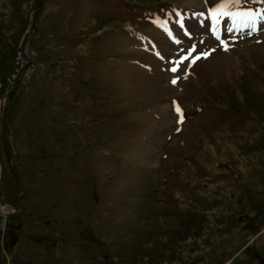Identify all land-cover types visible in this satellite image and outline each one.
<instances>
[{"label": "rangeland", "instance_id": "rangeland-1", "mask_svg": "<svg viewBox=\"0 0 264 264\" xmlns=\"http://www.w3.org/2000/svg\"><path fill=\"white\" fill-rule=\"evenodd\" d=\"M220 2L0 0V264H264V26L187 25Z\"/></svg>", "mask_w": 264, "mask_h": 264}, {"label": "snow or ice", "instance_id": "snow-or-ice-1", "mask_svg": "<svg viewBox=\"0 0 264 264\" xmlns=\"http://www.w3.org/2000/svg\"><path fill=\"white\" fill-rule=\"evenodd\" d=\"M249 0H221V2L215 7L209 9L208 17L211 20L212 32L217 40H220V35L217 31L218 26L223 18H227L230 21V26L227 28L229 33H244L247 30V34L251 35L261 30V27L264 26V8L260 9H245L243 5L248 3ZM252 3H264V0H251ZM177 16H180V13H177ZM158 26L162 27L163 30L172 37V33L168 30L166 24H159ZM181 27L183 24L181 23ZM187 34V33H186ZM174 39V38H173ZM174 42L179 43L178 40L174 39ZM225 50H227L228 45L221 41ZM195 49L193 48L192 51ZM191 55V51L188 55L181 58L180 61H177L176 64L183 63L184 60H188ZM206 56V54H205ZM201 59V56H196L193 58L189 64H194L196 60ZM178 69L174 66L171 71L176 72ZM177 81L173 80L172 83L175 84ZM176 112L178 116H181V110L179 106L176 107Z\"/></svg>", "mask_w": 264, "mask_h": 264}, {"label": "bare ground", "instance_id": "bare-ground-1", "mask_svg": "<svg viewBox=\"0 0 264 264\" xmlns=\"http://www.w3.org/2000/svg\"><path fill=\"white\" fill-rule=\"evenodd\" d=\"M193 10V9H192ZM196 13V11H193V14H192V16L194 15H196L195 14ZM206 22H208V24H209V27H208V30H211L212 29V25H211V20H210V18L208 17V18H206L205 17V19H201V17H196L195 19H193L192 21H188V23H187V25H194V27L195 28H198V29H200V27L202 26V25H206ZM177 23V22H176ZM159 24H164V22H161V21H159L158 23H157V25H159ZM222 26V25H221ZM230 26V25H229ZM228 26V27H229ZM227 27V28H228ZM158 28V30L161 28L160 26H158L157 27ZM169 28V27H168ZM163 29V28H162ZM224 30V28L221 30V33H222V31ZM227 30V29H226ZM207 32V31H206ZM211 33V32H210ZM225 33H229L228 31H225L224 30V34ZM156 33H154V35H155ZM157 34H158V32H157ZM163 35V34H162ZM213 35V34H212ZM134 36V35H133ZM159 36V35H158ZM158 38V37H157ZM181 38H183V37H181ZM197 38V37H196ZM203 38V37H202ZM138 38H135V40H137ZM204 39V38H203ZM158 40V39H157ZM156 40V41H157ZM201 40V39H200ZM214 40V39H213ZM141 42V41H140ZM165 48V47H164ZM150 59H149V58ZM147 57V55H145L144 56V59H145V61H147L148 62V64L150 65L149 67H152L154 64H155V62L153 61L154 59H152L150 56H148ZM224 57V56H223ZM207 59V58H206ZM196 63V62H195ZM200 63L201 62H199V63H197L196 64V67H201V68H199L198 69V72H199V75H205V76H207L208 77V75L209 74H211L212 72H215L216 74L217 73H219V72H224L223 70H219L220 68H221V65L223 64V63H225V61H223L222 63L221 62H219V61H212V60H208L205 64H203V65H200ZM199 64V65H198ZM157 65V64H156ZM148 69H151V68H148ZM195 70H196V68H194ZM154 70V69H153ZM193 70V69H192ZM219 70V72H217ZM194 71V70H193ZM228 71H229V69H226V74H228ZM191 73V72H190ZM190 76V75H189ZM185 78V77H184ZM188 79V78H187ZM184 83V82H183ZM187 85H189V83H185V86H187ZM154 87V86H153ZM154 89L155 90H161L160 88H156V87H154ZM182 89H183V86H182ZM185 89V88H184ZM138 95H139V97H141V96H143L144 95V91H139V93H138ZM179 95H181V94H179ZM177 96V95H176ZM175 96V97H176Z\"/></svg>", "mask_w": 264, "mask_h": 264}]
</instances>
